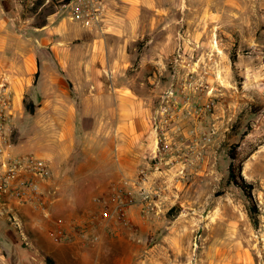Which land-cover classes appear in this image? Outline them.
Masks as SVG:
<instances>
[{"label": "rangeland", "instance_id": "374dc122", "mask_svg": "<svg viewBox=\"0 0 264 264\" xmlns=\"http://www.w3.org/2000/svg\"><path fill=\"white\" fill-rule=\"evenodd\" d=\"M2 1L20 61L31 31L52 19L75 22L70 19L73 0ZM142 6L139 10L153 11ZM160 10L177 18L164 14L161 21H139L143 27L161 23L160 61L131 62V87L151 95L144 105L151 109L152 132L142 139V187L153 201L149 212L144 205L139 229L127 234L139 246L136 251L130 246L128 264H264V0H161ZM43 60L40 53L41 69ZM41 82L34 95L25 91L15 115L9 111L11 85L0 83L5 155L47 160L48 153L65 146L57 128L45 132L41 115H31L32 101L41 100ZM229 149L237 157L234 168L240 166L235 178ZM53 188L51 181L45 190ZM19 204L29 205V199L0 188V264H39L42 257L33 250L41 244L37 240L34 247L29 239L36 225L29 224V213ZM253 205L257 213L251 216Z\"/></svg>", "mask_w": 264, "mask_h": 264}, {"label": "crops", "instance_id": "0c3cea01", "mask_svg": "<svg viewBox=\"0 0 264 264\" xmlns=\"http://www.w3.org/2000/svg\"><path fill=\"white\" fill-rule=\"evenodd\" d=\"M103 1L104 26L52 19L38 31H31L29 50L24 53L25 60L20 61L17 35L0 0V83L11 85L9 111L15 115L25 91L29 89L34 95L42 81L41 100L32 101L31 115H41L45 132L57 128L59 143L65 144L57 152L48 153L47 160L43 158L51 163L54 190L50 199L18 206L21 212L29 213V224L36 225L33 232L29 230V239L34 247L37 240L41 244L40 249L33 250L42 257L39 264H47L46 256L54 257L58 264H81L89 259L97 264L106 260L128 264L130 246L134 251L139 248L127 234L142 224L140 205L128 210L130 226L114 220L97 225L94 230L98 240L94 243L54 240L59 225L69 228L82 214H97L112 207L119 191L138 192L143 186L146 148L142 139L152 132L148 121L151 109L144 105L151 95H140L131 87L135 77L131 62H159L162 45L161 23L143 27L139 21H161L167 18L164 14L177 15L163 13L161 0ZM142 5L153 11L139 10ZM143 39L145 48L139 50ZM40 53L44 59L42 69ZM50 57L55 60H48ZM64 183L67 187L61 188ZM136 259L139 257L134 253Z\"/></svg>", "mask_w": 264, "mask_h": 264}, {"label": "built area", "instance_id": "2783aa9c", "mask_svg": "<svg viewBox=\"0 0 264 264\" xmlns=\"http://www.w3.org/2000/svg\"><path fill=\"white\" fill-rule=\"evenodd\" d=\"M70 19L86 26L101 28L105 22V4L103 0H73ZM144 170L141 171V177ZM52 179L49 163L38 156L29 154L24 158L5 155L0 144V188L11 197L28 200L30 204H38L43 199H50L53 190H45ZM151 191L140 186L138 192L119 191L115 204L105 207L97 214H82L80 220L71 223L67 228L59 225L54 240L64 241L83 240L94 243L98 240L95 228L99 224H109L111 220L124 226H130L128 210L134 205H140L142 213L150 211L152 202Z\"/></svg>", "mask_w": 264, "mask_h": 264}, {"label": "trees", "instance_id": "16d2710c", "mask_svg": "<svg viewBox=\"0 0 264 264\" xmlns=\"http://www.w3.org/2000/svg\"><path fill=\"white\" fill-rule=\"evenodd\" d=\"M2 6H3V8H4L5 12H6L7 9L5 7V2L4 1H2ZM31 109H33V108H31ZM31 109H30V111H32ZM229 152L231 154L230 157H231V160H232V163L230 164L231 177L235 178L234 174H235V169L236 168H234V162L236 161L237 157H236V155L233 154L232 149H229ZM236 170H240V166H238ZM238 180H239V186H244L245 185L244 181H242L241 179H238ZM235 183H236V179H235ZM248 196H249L250 200L252 201V197H251L250 193L248 194ZM256 213H257V209L253 205L252 209H250V214H251V216H253ZM45 261H46L47 264H55V262L48 256L45 257Z\"/></svg>", "mask_w": 264, "mask_h": 264}, {"label": "bare ground", "instance_id": "6f19581e", "mask_svg": "<svg viewBox=\"0 0 264 264\" xmlns=\"http://www.w3.org/2000/svg\"><path fill=\"white\" fill-rule=\"evenodd\" d=\"M215 47L217 48L218 52H220V50L218 49V45L217 44H215Z\"/></svg>", "mask_w": 264, "mask_h": 264}]
</instances>
